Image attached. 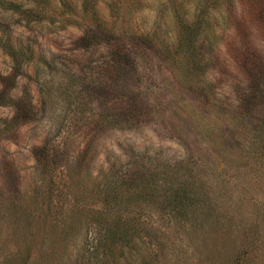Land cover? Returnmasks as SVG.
I'll return each mask as SVG.
<instances>
[{"label":"rangeland","instance_id":"1","mask_svg":"<svg viewBox=\"0 0 264 264\" xmlns=\"http://www.w3.org/2000/svg\"><path fill=\"white\" fill-rule=\"evenodd\" d=\"M0 264H264V0H0Z\"/></svg>","mask_w":264,"mask_h":264},{"label":"trees","instance_id":"2","mask_svg":"<svg viewBox=\"0 0 264 264\" xmlns=\"http://www.w3.org/2000/svg\"><path fill=\"white\" fill-rule=\"evenodd\" d=\"M7 5H11V6H15L16 7V5H13V4H11V3H9V4H7ZM18 7V6H17ZM20 12H30V11H34V10H32V9H25V10H22V9H18ZM107 236L108 237H106L107 239H108V241H109V239H110V243H112V245H113V243H114V239L116 238L115 237V233H112V232H109L108 234H107ZM105 243V242H104ZM104 243H102L100 246H101V248L103 249L104 247H105V244ZM106 245H108V244H106Z\"/></svg>","mask_w":264,"mask_h":264}]
</instances>
